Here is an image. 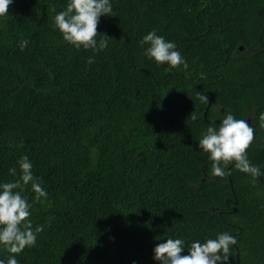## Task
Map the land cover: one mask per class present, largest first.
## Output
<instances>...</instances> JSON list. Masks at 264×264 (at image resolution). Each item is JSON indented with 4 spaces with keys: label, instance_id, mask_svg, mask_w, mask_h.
<instances>
[{
    "label": "trees",
    "instance_id": "trees-1",
    "mask_svg": "<svg viewBox=\"0 0 264 264\" xmlns=\"http://www.w3.org/2000/svg\"><path fill=\"white\" fill-rule=\"evenodd\" d=\"M110 3L101 51L73 47L54 27L67 0H13L0 17V183L27 156L47 193H22L43 231L15 259L159 264L153 249L167 238L184 240L187 255L227 232L237 240L227 264H264V0ZM153 30L186 69L144 55ZM227 113L255 129V181L234 164L214 176L198 148ZM10 255L0 246V260Z\"/></svg>",
    "mask_w": 264,
    "mask_h": 264
},
{
    "label": "clouds",
    "instance_id": "clouds-1",
    "mask_svg": "<svg viewBox=\"0 0 264 264\" xmlns=\"http://www.w3.org/2000/svg\"><path fill=\"white\" fill-rule=\"evenodd\" d=\"M12 2L13 0H0V17L8 15ZM101 16H113L110 0H67L64 10L54 17V27L59 30L63 40L73 47L101 51L107 47L111 38L97 31ZM98 36L99 41L96 39ZM27 44V40H22L20 49L23 50ZM140 44L149 45L144 55L157 64L166 63L172 68L183 65L187 68V63L176 50V45L166 41L163 36H158L155 30L145 35ZM87 62L92 64L94 59L90 57ZM198 99L208 102L207 95L203 93H198ZM259 126L264 128V113L259 116ZM254 137L255 129L247 120L237 119L227 113L218 124L215 123L205 130L198 141V148L208 154L214 176L223 177L226 175L225 168L234 164L235 169L250 175L255 181L262 173L258 166L252 165L247 156ZM17 165L19 173L17 167L9 169V174L17 178L0 183V246L11 254L6 264H18L15 255L26 247L34 246L37 233L43 231V226H37L33 230L29 220L32 204L22 195L26 186L31 185V190L35 193L34 202L40 201L42 197L47 198L39 178L33 176L32 163L28 157L21 156ZM236 243L235 236L223 232L215 239L191 243L187 247L188 254L181 255L186 248L185 241L167 238L165 242L154 247L153 259L159 264H227L231 246ZM0 264H5V261L0 260Z\"/></svg>",
    "mask_w": 264,
    "mask_h": 264
},
{
    "label": "water",
    "instance_id": "water-1",
    "mask_svg": "<svg viewBox=\"0 0 264 264\" xmlns=\"http://www.w3.org/2000/svg\"><path fill=\"white\" fill-rule=\"evenodd\" d=\"M248 122V121H247Z\"/></svg>",
    "mask_w": 264,
    "mask_h": 264
}]
</instances>
